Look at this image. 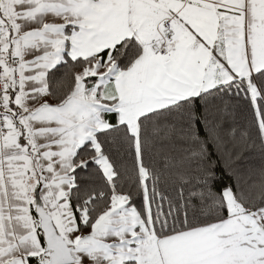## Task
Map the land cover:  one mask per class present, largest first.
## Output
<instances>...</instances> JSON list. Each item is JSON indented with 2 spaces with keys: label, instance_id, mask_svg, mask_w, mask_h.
I'll list each match as a JSON object with an SVG mask.
<instances>
[{
  "label": "snow or ice",
  "instance_id": "1",
  "mask_svg": "<svg viewBox=\"0 0 264 264\" xmlns=\"http://www.w3.org/2000/svg\"><path fill=\"white\" fill-rule=\"evenodd\" d=\"M264 0H0V264H264Z\"/></svg>",
  "mask_w": 264,
  "mask_h": 264
},
{
  "label": "trees",
  "instance_id": "2",
  "mask_svg": "<svg viewBox=\"0 0 264 264\" xmlns=\"http://www.w3.org/2000/svg\"><path fill=\"white\" fill-rule=\"evenodd\" d=\"M264 163V161L261 160V158L259 157V155H256L254 158H253V161H252V164H253V167H260L261 164Z\"/></svg>",
  "mask_w": 264,
  "mask_h": 264
}]
</instances>
